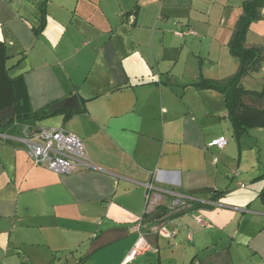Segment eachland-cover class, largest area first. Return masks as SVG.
<instances>
[{
  "label": "crops",
  "instance_id": "obj_1",
  "mask_svg": "<svg viewBox=\"0 0 264 264\" xmlns=\"http://www.w3.org/2000/svg\"><path fill=\"white\" fill-rule=\"evenodd\" d=\"M245 1L0 0L9 75L22 80L32 112L74 96L81 107L31 127L75 135L91 162L61 175L0 140V264H120L132 225L158 210L143 229L157 251L131 264H264V127L241 130L223 94L194 85L237 72L229 41ZM260 16L245 47L264 56V6ZM241 85L264 90V61ZM226 130L225 148H207ZM201 188L213 191L171 209L165 191Z\"/></svg>",
  "mask_w": 264,
  "mask_h": 264
},
{
  "label": "trees",
  "instance_id": "obj_2",
  "mask_svg": "<svg viewBox=\"0 0 264 264\" xmlns=\"http://www.w3.org/2000/svg\"><path fill=\"white\" fill-rule=\"evenodd\" d=\"M263 6L264 0H248L242 5V15L229 41L230 53L239 60L237 72L224 82L201 79L194 84L198 88H209L223 94L228 118L243 131L264 127V90L247 91L241 85L242 78L259 72L264 61L261 50L245 47L246 33L251 23L260 19ZM44 24L42 11L40 26L34 30L36 36L41 33ZM7 61L5 45L0 41V132H12L19 125L35 126L50 116L47 109L32 112L22 80L9 75ZM260 198L264 203V187ZM187 204L195 205V202L192 200Z\"/></svg>",
  "mask_w": 264,
  "mask_h": 264
},
{
  "label": "built area",
  "instance_id": "obj_3",
  "mask_svg": "<svg viewBox=\"0 0 264 264\" xmlns=\"http://www.w3.org/2000/svg\"><path fill=\"white\" fill-rule=\"evenodd\" d=\"M194 34L192 30L179 34L185 36ZM21 127V134L15 135L9 132H0V140L11 144H22L28 158L33 164L43 166L49 171L61 175H69L82 168L91 167V162L86 153L83 143L75 135L66 132L64 129L34 128L29 125ZM227 145V139L223 136L212 139L207 143V148L223 149ZM233 175L238 176V172ZM151 184L146 185V189L152 190ZM171 197V209L182 210L187 207L188 201H192L193 196L189 194L177 193L175 191H165ZM149 200V195H146ZM199 224H203L200 218L196 219ZM144 223L139 219L132 225L131 231L136 235L133 247L124 257L120 264H131L137 256L148 251L156 252V249L150 247L145 240L143 231ZM154 233L162 235L165 238H173L176 231H166L163 227H155ZM190 238V235H189Z\"/></svg>",
  "mask_w": 264,
  "mask_h": 264
},
{
  "label": "water",
  "instance_id": "obj_4",
  "mask_svg": "<svg viewBox=\"0 0 264 264\" xmlns=\"http://www.w3.org/2000/svg\"><path fill=\"white\" fill-rule=\"evenodd\" d=\"M70 105L74 106L72 108V110L74 112H79L81 110V107H80L79 102H78V98L76 96H74V97H72L66 101H63L61 103H57V104L50 106L49 109L47 110V113L49 115H52L57 111H63L65 109H67V107ZM212 191L213 190L210 188H201V189L191 190V191H189L188 194L193 196V195H198V194H209ZM161 215H162L161 210L156 211L153 215H151L150 217H148L147 219L144 220V224L151 223V222L158 220L161 217Z\"/></svg>",
  "mask_w": 264,
  "mask_h": 264
},
{
  "label": "rangeland",
  "instance_id": "obj_5",
  "mask_svg": "<svg viewBox=\"0 0 264 264\" xmlns=\"http://www.w3.org/2000/svg\"><path fill=\"white\" fill-rule=\"evenodd\" d=\"M173 24H175L176 23V20H175V22L173 21L172 22ZM171 23V24H172ZM171 33H172V35H174V36H176V37H178V35L179 34H181V32H179V31H174V29L171 31ZM179 38V37H178ZM169 39H171L170 37H169ZM42 125H45L44 123H46L45 121H43V122H40ZM225 133H226V139L229 141V140H231V137H230V130L229 131H225Z\"/></svg>",
  "mask_w": 264,
  "mask_h": 264
}]
</instances>
